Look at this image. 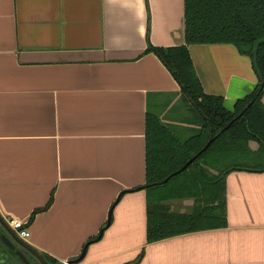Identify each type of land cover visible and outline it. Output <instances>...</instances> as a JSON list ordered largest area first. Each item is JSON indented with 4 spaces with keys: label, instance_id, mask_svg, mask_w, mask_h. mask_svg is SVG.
<instances>
[{
    "label": "crops",
    "instance_id": "0c3cea01",
    "mask_svg": "<svg viewBox=\"0 0 264 264\" xmlns=\"http://www.w3.org/2000/svg\"><path fill=\"white\" fill-rule=\"evenodd\" d=\"M185 31V0H0V215L29 223L50 205L29 223L32 249L60 264L84 249L77 264L144 250L139 264H264V172L228 175L227 228L148 244V114L183 139L198 129L148 49L182 46ZM189 50L228 110L256 89L235 46Z\"/></svg>",
    "mask_w": 264,
    "mask_h": 264
},
{
    "label": "trees",
    "instance_id": "16d2710c",
    "mask_svg": "<svg viewBox=\"0 0 264 264\" xmlns=\"http://www.w3.org/2000/svg\"><path fill=\"white\" fill-rule=\"evenodd\" d=\"M185 21L184 45L148 49L180 83L198 127L183 139L160 117L148 114V244L227 228L228 175L236 170L264 172V0H185ZM222 44L233 45L249 57L259 81L254 92L239 100L232 111L223 97L205 93L189 50L191 45ZM245 109V114L222 132ZM213 138L212 145L191 166L164 183ZM252 143L257 144V150ZM175 201H192L191 211H174ZM45 209L35 212L29 223ZM41 255L48 264H60ZM144 255L145 250L130 264H139Z\"/></svg>",
    "mask_w": 264,
    "mask_h": 264
},
{
    "label": "water",
    "instance_id": "95a60500",
    "mask_svg": "<svg viewBox=\"0 0 264 264\" xmlns=\"http://www.w3.org/2000/svg\"><path fill=\"white\" fill-rule=\"evenodd\" d=\"M263 88H264V82H263ZM252 104H250L251 106ZM247 109H245L240 115L239 117H237L236 119H234L222 132L226 131L227 129H229L231 127V125L238 119L240 118L241 116H243L245 114ZM217 138V137H216ZM216 138H213L209 141V143L206 145V147L201 151L199 152L196 156H194L193 158H191L185 165L184 167L177 171L176 173H174L173 175H171L170 177H168L164 183L168 182L173 176H177L178 174H181L182 172H184L189 166H191L211 145L212 143L215 141ZM0 224L2 225V227L8 232L10 233L14 238L15 240L18 242V244L20 246H22L23 248H25L26 250L32 252L36 258L40 261L41 264H48L45 259L42 257V255L40 253H38L37 251H35L34 249H32L29 245H27L24 241H22L17 235L16 233L12 230V228L8 225L7 221L0 215ZM104 231L101 232V235L103 234ZM4 235V234H3ZM100 235V237H101ZM100 237L98 239H100ZM3 241L7 244H10L11 246L12 243L9 241V239L6 237V236H3ZM88 246V245H87ZM86 246V248H87ZM85 250L84 249V252L83 254L78 258V259H75V260H72V261H69L67 262L66 264H77L79 263L85 256ZM24 260L26 261L27 264H30L28 262L27 259H25V257H23Z\"/></svg>",
    "mask_w": 264,
    "mask_h": 264
},
{
    "label": "flooded vegetation",
    "instance_id": "af4514ba",
    "mask_svg": "<svg viewBox=\"0 0 264 264\" xmlns=\"http://www.w3.org/2000/svg\"><path fill=\"white\" fill-rule=\"evenodd\" d=\"M3 236H6L13 246L5 243L2 239ZM0 256H4L5 264H27L23 257H25V259H27L30 264H37L36 262L40 263V261L32 252L20 246L15 240V238L10 233H8L3 227L0 229Z\"/></svg>",
    "mask_w": 264,
    "mask_h": 264
},
{
    "label": "built area",
    "instance_id": "2783aa9c",
    "mask_svg": "<svg viewBox=\"0 0 264 264\" xmlns=\"http://www.w3.org/2000/svg\"><path fill=\"white\" fill-rule=\"evenodd\" d=\"M7 223L22 240H27L30 238L31 233L28 228V222L22 220H7Z\"/></svg>",
    "mask_w": 264,
    "mask_h": 264
},
{
    "label": "rangeland",
    "instance_id": "374dc122",
    "mask_svg": "<svg viewBox=\"0 0 264 264\" xmlns=\"http://www.w3.org/2000/svg\"><path fill=\"white\" fill-rule=\"evenodd\" d=\"M255 145V144H254ZM254 148L257 150V148H258V146H254ZM172 207L174 208V210L175 211H179L180 210V206H179V204H175V206H174V204H172ZM191 209H192V206L191 207H187V209H186V211L187 212H190L191 211ZM37 264H40V263H38V262H36ZM0 264H5L4 263V256H0ZM21 264H23V263H21Z\"/></svg>",
    "mask_w": 264,
    "mask_h": 264
}]
</instances>
